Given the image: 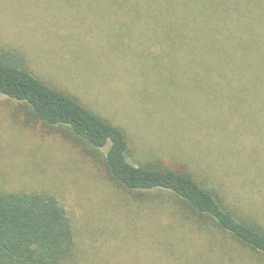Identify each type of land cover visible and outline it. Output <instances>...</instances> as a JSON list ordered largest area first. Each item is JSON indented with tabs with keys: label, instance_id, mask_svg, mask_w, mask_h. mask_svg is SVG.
Wrapping results in <instances>:
<instances>
[{
	"label": "rangeland",
	"instance_id": "1",
	"mask_svg": "<svg viewBox=\"0 0 264 264\" xmlns=\"http://www.w3.org/2000/svg\"><path fill=\"white\" fill-rule=\"evenodd\" d=\"M142 1L0 0V58L20 53L31 73L123 129L133 164L194 174L264 230L260 80L196 73L203 50L191 30L170 28L171 16L149 14ZM209 4L234 40L264 46V0H226V11L224 0ZM104 154L0 96V191L57 198L75 228L71 264H188L167 253L174 238L184 241L182 255L206 260L208 237L172 229L162 198L141 200L112 182ZM209 237L224 262L253 264Z\"/></svg>",
	"mask_w": 264,
	"mask_h": 264
},
{
	"label": "trees",
	"instance_id": "2",
	"mask_svg": "<svg viewBox=\"0 0 264 264\" xmlns=\"http://www.w3.org/2000/svg\"><path fill=\"white\" fill-rule=\"evenodd\" d=\"M142 3L149 14L171 16L170 28L191 30L195 46L201 45L203 50L198 54L201 59L194 57L196 73L256 77L260 80L257 88L264 91L261 84L264 46L245 45V38L234 40L237 32H224L220 27L223 13L216 16L210 9V0H144ZM0 96L24 103L31 115L45 125L66 127L91 148L104 149L102 162L112 182L142 197L141 200L151 196L162 198L176 222V227L169 223L172 229L188 227L198 237L204 235L209 239L206 260L203 255H196L194 260L192 255H182V238L172 239L171 248L166 244L169 255L175 254L188 264H243L230 258L228 263L224 262L211 236L222 242L225 250L238 249L251 263L264 264L262 228L238 217L216 191L194 174L133 164L128 158L129 139L123 129L31 73L18 52L0 58ZM76 247L75 228L55 196L36 191H0V264H71Z\"/></svg>",
	"mask_w": 264,
	"mask_h": 264
}]
</instances>
